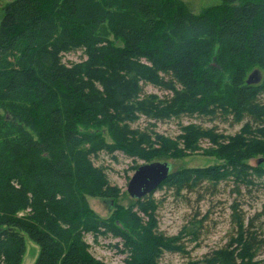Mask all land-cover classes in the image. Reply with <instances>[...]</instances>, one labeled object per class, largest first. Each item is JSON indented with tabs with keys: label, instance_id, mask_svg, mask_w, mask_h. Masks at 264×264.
<instances>
[{
	"label": "trees",
	"instance_id": "trees-1",
	"mask_svg": "<svg viewBox=\"0 0 264 264\" xmlns=\"http://www.w3.org/2000/svg\"><path fill=\"white\" fill-rule=\"evenodd\" d=\"M219 2L229 12L212 21L179 0H14L3 9L0 98L27 105L19 112L0 105V127L18 134L10 148L0 146V264H21L24 237L39 247L33 264H105L90 254L86 235L117 240L127 264H157L162 252L198 240L205 215L194 214L173 236L134 217V207L151 215L153 192L99 218L84 197L114 196L94 164L100 154L116 160L122 152L143 164L195 152L213 158L205 168L171 171L158 186L185 202L187 194L212 197L221 185L237 197L258 189L264 79L246 80L252 68L264 70V0ZM70 53H80L78 61L65 60ZM147 86L163 94L145 93ZM183 117L239 129L227 135L215 125L176 122ZM139 120L144 125L132 128ZM174 121L176 136L157 131ZM147 201L152 207L141 205ZM238 203L230 205L235 233L193 264H255L262 240L252 221L244 226Z\"/></svg>",
	"mask_w": 264,
	"mask_h": 264
},
{
	"label": "rangeland",
	"instance_id": "rangeland-1",
	"mask_svg": "<svg viewBox=\"0 0 264 264\" xmlns=\"http://www.w3.org/2000/svg\"><path fill=\"white\" fill-rule=\"evenodd\" d=\"M12 1L14 0H0V20L3 15V9ZM179 1H181L195 16L203 14L206 17L210 16L208 17L209 21H212L213 18L220 19L221 17H225L229 12L227 9L229 7L223 9L219 7V0ZM212 12L214 14H212ZM109 38L112 40L113 36L109 35ZM79 54L80 53H70L64 58L67 61H78ZM254 70L258 71L260 76L259 82H261L264 79V70L257 67L248 71L247 77ZM144 91L145 93H155L157 95L163 94V92L152 86H147ZM261 97L264 100V92ZM4 98L5 99L0 98V105H7L18 112L21 111L22 108H26L27 104L23 99ZM0 113L2 114L3 112L1 111ZM189 120L190 119L183 117L176 122L185 125L189 123ZM176 122L160 123L157 125V131L165 136L174 137L179 134ZM190 122L202 124L204 127L215 125L219 132L227 135L233 134L239 129V125L230 127L226 122H222V120L219 119L215 120V122H203L200 119H192ZM143 125V120H139L137 123L133 124L132 128L142 127ZM78 126L83 129L80 124ZM99 129L102 130V136L105 142L110 143L111 139L107 131H104L102 127ZM17 138L18 134L15 130L11 129V127H0V146L2 149H7V146L10 148ZM4 145H6V147ZM201 147L206 148L208 144L202 141ZM115 156L116 160H112L109 156L100 154L97 160H94L95 166H101L104 169V173L112 188L114 196L84 197V201L88 208L102 219L112 217L114 212L118 209H128L135 202L128 196L126 186L129 178L135 171L133 168L143 164L140 160L134 162L132 160L133 158L127 157L122 152H116ZM258 160L260 159L258 158ZM155 161L169 163L171 171L173 172L183 168H205L217 163L213 158L202 155L201 152H195L184 158H169ZM253 163L252 161L251 164ZM261 165L264 167L263 162ZM242 192V195L237 197L230 191V187L221 185L219 190L213 192L215 194L212 197L208 194H201V196L205 197L198 202L195 195L187 194L186 197L189 199L185 202L182 198L174 196L172 191L165 190L164 188L161 190L156 189L151 194L150 199L153 200L154 209L148 211V213L151 214H148V218L143 213H140L136 207L133 208L132 212L134 217L141 220L143 224H147L150 222V219H153L157 231L164 236L176 235L194 214L198 215V220L204 215L207 216L206 221L203 222L202 234L197 241L189 242L190 237H188L185 243H183L184 245L180 252L170 253L164 251L157 259V264H193L199 263L203 254L225 244L229 236L235 233L236 226L232 221V209L230 205L231 202L237 198L240 203H238V212L244 217V226L252 221V228L257 231V240H262V245L259 248L260 250L256 252L253 262H255V264H264V180L259 183L258 189H252L251 192L253 193H245V190ZM110 199H113L111 206H109L108 203ZM148 202L151 201H147V203H142L141 205L152 207ZM24 214V212H17L16 216L23 217L25 216ZM122 220L125 223L124 225L128 226L126 219L123 218ZM24 240L25 252L21 264H33L38 256L39 247L27 237H24ZM85 240L90 244L89 252L93 258L105 264H127L125 261L126 255L119 253L117 249L113 247V244H115L117 240L109 237H100L98 241L94 243L90 235H86Z\"/></svg>",
	"mask_w": 264,
	"mask_h": 264
},
{
	"label": "water",
	"instance_id": "water-1",
	"mask_svg": "<svg viewBox=\"0 0 264 264\" xmlns=\"http://www.w3.org/2000/svg\"><path fill=\"white\" fill-rule=\"evenodd\" d=\"M260 76L254 70L247 78V84H257ZM262 162L258 160L257 164ZM171 172L169 163L154 161L139 165L128 180L126 192L131 199L139 200L154 192L158 186L168 177ZM111 206L112 201H109ZM111 208V207H110Z\"/></svg>",
	"mask_w": 264,
	"mask_h": 264
}]
</instances>
